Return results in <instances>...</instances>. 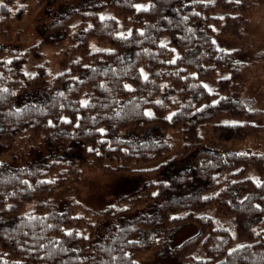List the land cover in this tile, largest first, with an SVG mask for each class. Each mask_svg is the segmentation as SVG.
<instances>
[{
	"label": "trees",
	"instance_id": "1",
	"mask_svg": "<svg viewBox=\"0 0 264 264\" xmlns=\"http://www.w3.org/2000/svg\"><path fill=\"white\" fill-rule=\"evenodd\" d=\"M30 1L0 0V30ZM34 1L54 8L38 25V43L0 56V264H138L186 224L197 232L165 247L179 264H264V153L210 149L196 132L224 114L243 120L215 130L241 138L251 129L246 120L261 112L241 97L245 69L236 49H219L211 38L210 20L221 11L229 22L219 32L238 33L245 0ZM105 6L129 24L127 34L116 33L117 18L99 16ZM66 37L77 55L62 71L49 76L44 61L23 69L27 53ZM89 38L109 47L90 50ZM170 132L180 133L185 150L160 162ZM149 161L159 163L141 166ZM82 164L121 176L168 171L91 217L72 197L56 210L49 193L77 179ZM211 210L234 221L239 245L229 248L231 231L213 225Z\"/></svg>",
	"mask_w": 264,
	"mask_h": 264
},
{
	"label": "rangeland",
	"instance_id": "2",
	"mask_svg": "<svg viewBox=\"0 0 264 264\" xmlns=\"http://www.w3.org/2000/svg\"><path fill=\"white\" fill-rule=\"evenodd\" d=\"M91 0H89L88 3ZM95 2H106L108 0H94ZM196 1V0H193ZM210 1V0H202ZM79 0L73 6L79 5ZM248 6L247 11L241 17V22L237 25V34L219 32L221 26L229 22L221 11L220 18L211 19V25L215 32L211 38L214 45L219 49L231 51L236 49L235 62L244 65V76L242 79L241 97L245 100V105L251 111H261L249 117L250 130L244 137L231 139L224 138L216 130L213 124L239 123L243 119L236 116L219 114L212 117L207 123L197 127L196 132L202 144L210 149L234 152H262L264 153V0H245ZM136 6H147V0L136 1ZM54 8L50 2L30 1L21 18L10 17L2 25L0 30V56H8L5 48H12L16 52L28 48L30 45L38 43V25L46 22L53 16ZM100 17L113 16L117 18V34H127L129 24L122 16L118 15L112 7L105 6L99 10ZM72 43L68 37L60 40L56 45L42 44L40 55L32 52L27 53V58L23 62V69L32 72L37 63L44 61L49 76H52L64 68L68 62L77 55L72 50ZM90 50H102L108 48L107 42L98 41L94 38L88 39ZM204 85L208 90H212L215 83L211 80H204ZM212 97L211 100H215ZM22 101H33L32 96H23ZM19 103V101H18ZM170 149L162 157L160 162H165L185 150L184 140L180 133H169ZM3 155H0V158ZM159 161H149L142 163L144 168L156 166ZM80 175L77 179L66 180L49 193L53 207L61 210L65 206L68 197L80 202L86 208L87 216L91 217L94 211L102 209L110 204L117 195L131 192L140 182L145 180H156L166 174L167 169H156L145 173H134L129 176H121L113 171H105L81 165ZM256 173L252 168L247 169V175L253 177ZM81 208V207H80ZM209 212L214 226L225 224L231 231L232 239L229 248L239 245L242 241L236 237L234 221L224 215H216ZM94 221V218L91 219ZM197 232V227L192 224L179 226L171 235L170 241L164 246L159 243L157 249L151 252L140 254L136 259L138 264H179L173 254L169 252L182 243L187 238ZM169 247V249H165Z\"/></svg>",
	"mask_w": 264,
	"mask_h": 264
},
{
	"label": "snow or ice",
	"instance_id": "3",
	"mask_svg": "<svg viewBox=\"0 0 264 264\" xmlns=\"http://www.w3.org/2000/svg\"><path fill=\"white\" fill-rule=\"evenodd\" d=\"M173 63H174V61H173Z\"/></svg>",
	"mask_w": 264,
	"mask_h": 264
}]
</instances>
